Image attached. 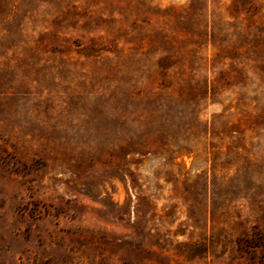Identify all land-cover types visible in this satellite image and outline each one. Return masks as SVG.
Instances as JSON below:
<instances>
[{"label":"rangeland","instance_id":"1","mask_svg":"<svg viewBox=\"0 0 264 264\" xmlns=\"http://www.w3.org/2000/svg\"><path fill=\"white\" fill-rule=\"evenodd\" d=\"M0 264H264V0H0Z\"/></svg>","mask_w":264,"mask_h":264}]
</instances>
